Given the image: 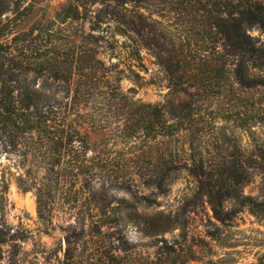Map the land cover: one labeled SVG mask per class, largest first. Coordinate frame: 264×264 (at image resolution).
<instances>
[{
  "label": "rangeland",
  "instance_id": "obj_1",
  "mask_svg": "<svg viewBox=\"0 0 264 264\" xmlns=\"http://www.w3.org/2000/svg\"><path fill=\"white\" fill-rule=\"evenodd\" d=\"M14 1L7 0L12 7ZM125 1L18 0L14 27L64 26L70 32L93 34L99 59L111 78H120L123 92L137 101L178 108L195 87L190 88L184 76L185 63L168 62L179 48L172 44L178 39L182 45L189 42L186 51L193 54L209 48L216 37L203 29L197 11L182 12L181 0ZM202 1L212 7L244 0ZM222 5L216 6L220 14ZM76 6L79 20L73 22ZM64 10L65 22L59 23L55 17ZM13 16L3 14L1 24ZM248 33L264 42L259 30ZM225 62L224 68L199 77L204 86L194 96L192 122L200 144L196 158L203 173L182 171L163 194L94 181L88 209H68L69 201L61 195L54 197L50 212L40 215L35 191H23L17 184L31 158L24 161L21 155L5 152L0 143V226L9 236L0 264H89L90 251L78 247L89 230L104 238L107 254L126 257L105 264H264V86L258 81L263 73L250 69L246 85H241V72L235 71L239 58L231 56ZM13 80L19 99L38 105L70 100L68 84L46 73L21 70ZM223 159L245 171L242 183L225 197L223 190L230 182L220 185L212 176L214 165Z\"/></svg>",
  "mask_w": 264,
  "mask_h": 264
},
{
  "label": "trees",
  "instance_id": "obj_2",
  "mask_svg": "<svg viewBox=\"0 0 264 264\" xmlns=\"http://www.w3.org/2000/svg\"><path fill=\"white\" fill-rule=\"evenodd\" d=\"M18 3L14 1L12 7L7 0H0V143L5 152L21 155L24 161L31 158L25 176L18 177L17 184L23 191H35L40 215L50 212L54 197L61 195L67 197L68 209H88L89 185L94 181L143 187L163 194L182 171L202 174V165L196 158L200 144L195 140L192 122L195 92L204 86L199 77L224 68L226 59L233 56L239 58L235 69L237 74L241 72L239 84L246 85L247 72L256 68L263 73L258 81L264 86V42L248 33L252 28L264 33V0L238 1L234 6L219 2L212 7L202 0L180 1L182 12L197 11L203 29L216 38L209 48L193 54L186 51L189 42L182 45L178 39L177 45L172 44L179 48L170 54L168 62L185 63L184 76L187 74L190 88L195 87L190 99L178 108L137 101L123 92L120 78H111L99 59L93 34L70 32L64 26L56 30L48 26L16 30ZM218 5L224 6L221 14ZM77 9L78 6L74 8L73 22L79 20ZM7 12L15 16L1 24ZM21 70L46 73L68 84L70 100L38 105L15 97L13 76ZM197 81L201 83L196 86ZM223 117L218 116L227 119ZM261 123L264 124V112ZM213 168L212 176L219 179L220 185L230 182L223 197L235 191L245 177L241 166L225 159ZM99 215L106 217L105 212ZM100 219L104 225L105 220ZM95 233L89 230L78 245L90 251L89 264L125 260V256L103 251L104 238L98 236V231ZM8 237L0 226V262ZM65 259L66 263L70 257Z\"/></svg>",
  "mask_w": 264,
  "mask_h": 264
},
{
  "label": "water",
  "instance_id": "obj_3",
  "mask_svg": "<svg viewBox=\"0 0 264 264\" xmlns=\"http://www.w3.org/2000/svg\"><path fill=\"white\" fill-rule=\"evenodd\" d=\"M66 13H67V11L64 10L61 14L56 15L55 19H56L59 23H63V22H65V19H66Z\"/></svg>",
  "mask_w": 264,
  "mask_h": 264
}]
</instances>
